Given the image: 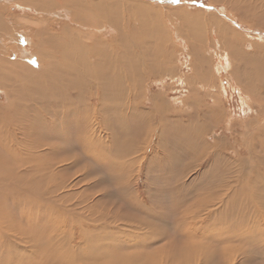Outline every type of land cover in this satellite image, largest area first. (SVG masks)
<instances>
[{
  "label": "rangeland",
  "instance_id": "rangeland-1",
  "mask_svg": "<svg viewBox=\"0 0 264 264\" xmlns=\"http://www.w3.org/2000/svg\"><path fill=\"white\" fill-rule=\"evenodd\" d=\"M26 1L36 0H10L7 2L0 0V4L4 2L0 6L2 8L6 6L4 9H8L7 12L4 9L1 10L2 12L0 11L4 14L2 16L7 21L6 25L11 27L12 29H10L13 32L26 29L24 33L20 31L16 37H22L23 34L28 37L25 38V42H21V49H25L24 51L30 53V55L35 53V56L27 57L25 62L21 61L23 64L32 66V68L37 65L36 68H40L39 59L36 57V52L30 42L34 40V35L32 34L37 29V24H40V28L54 22L59 25L50 34L57 36L56 42H59L56 45H61L58 47L60 49H56V46L52 48L54 51L56 49L57 53L61 52V54H58V57L63 58L66 57L65 52H73L76 48L75 43H77L76 45L79 48L89 42L88 39L81 36L84 33H89L86 28L77 26L80 24H76L75 26L73 24L69 25V20H74V17L72 19V16H69L70 19H64V17L59 16V18L61 17L59 20L58 16L54 17L47 14L43 16V14L34 13L31 10L32 8L30 12L28 10L29 7L26 10V6L22 8L23 6L19 4ZM87 1H105L104 3L107 6H109V3L114 2L113 7H109L108 10L112 8L114 12L119 14V22H121L122 26H128L125 24H127V15L131 12L126 7L132 5L135 8L137 5H142L140 6V8L143 7L141 8L142 10H140L139 14H136L138 17L136 16V19H134V15L132 17L133 21L130 18L131 29L135 27L137 31L126 33L122 38L115 34L114 29L106 21L101 24L98 23V25H101L100 28L88 25L93 28L89 30L90 32H94L93 38L99 41L102 40L105 43L109 41L112 45L115 40H118L124 46L128 45L130 48L128 46L124 50H121L119 47L114 48L115 52L111 48L112 50L109 49V52L116 54L117 50L120 54H125V58L128 54L129 56L132 54L131 60L133 61L128 60V65L125 64L123 69L121 67L116 72L118 76L115 75L116 79H112L105 86L102 95L103 100L101 101H99L101 93L96 83H91L88 86L85 83L75 81L73 83V91L66 89L59 91L56 79H54L55 81L50 80L53 81L52 85H50L45 79V82L44 80H33L34 77H28L27 75L24 78L26 80L17 79V76L13 77L12 82L18 81V84H14V87L11 89V84L8 86L3 85V88L0 87V106L4 107V113L7 112L6 114H10L9 116L17 114L15 116L16 119L13 115L12 118L15 120H11V118H7V115H2V112L0 113L4 116L0 117V122L5 121V125L3 123H1L2 125L0 124L2 130H0V152L4 151L0 154V167L2 166L0 168V178H2L0 179V245H4V242L9 245V241H11L10 246H13V243L18 245L21 244L22 239L24 242H22V245L27 247L24 252L20 251L16 256L5 253L7 256L5 255L0 259L2 261L0 264H6L5 262L7 264H19V258L21 259L22 257H24L23 260H26L25 262L36 263L35 261L42 257L43 252L56 243L55 240L49 239L51 232H54L53 236L60 231V235L65 240L70 237L68 236L70 234L76 239V235L79 232L73 235L71 231L73 227H79L81 224L83 225V227L81 226L84 230L83 233L90 235L84 236L82 233L81 235L84 237L79 235L76 240L73 239L75 243L72 241L71 246L76 249L75 255H77L74 263L71 260L68 261V259V262L65 260L66 263L143 264L145 262V254H149L152 250L153 258H151L150 264H264V257L262 255L264 244L240 245L238 244L241 243L240 241L236 242L231 239L239 233L234 228L241 216L239 212L243 213L249 210H251L249 212H252L255 208L259 211H264V208H259L258 203H254L255 198L262 196V191L258 192L256 190L255 194L252 191L253 189L247 185L246 178L244 177L251 178V175L255 174L256 169L260 170L264 168V157L260 153V149L262 148L258 142L259 139H264V0H176V2H173V0ZM7 3L8 5H5ZM91 11L93 10H86L84 16L94 20L93 23L96 24L95 22L98 20L99 13H92ZM143 11L144 14H142ZM133 12L136 13V9ZM80 16L83 15L80 14ZM62 24L68 25L70 28L68 26V29L61 27L64 26ZM50 35L48 34L44 37L47 38ZM11 37L15 39L14 36ZM11 37H6L5 39L0 37V45L2 46H0V54L9 51L17 52L16 50L19 45L17 41L9 40ZM59 38L64 39L59 40ZM134 44H136V47ZM116 56H119V54ZM50 57L53 58V56ZM12 61L17 62L18 56L14 55ZM131 64H135V68L127 69ZM75 67L79 66L75 65ZM75 67L73 65L71 68H73L77 75L79 68L75 71ZM62 68L66 71L65 66H62ZM40 72L42 71L40 70ZM71 77L73 76L71 75ZM47 83L52 89L48 88ZM19 85L21 86L19 87ZM14 88L18 90L17 97L19 98L15 96L16 98L11 97L10 99L14 103L19 100L20 103L17 102L18 104L12 103L13 101L9 100L6 93L7 91H11V93L15 92ZM38 89H40L39 92ZM19 90L22 93L21 95H19ZM50 94L53 95L50 96ZM25 96L27 99H25ZM36 96L38 98H35ZM14 98L17 100H14ZM55 100L59 102L55 103ZM36 101L42 104L38 103L37 106ZM47 104L53 107L50 108ZM11 106L13 108H10ZM36 107H39L37 108L38 111H35L37 110L35 109ZM11 109L13 111L16 110V112L14 113ZM56 110L58 112H55ZM66 113L67 115L71 114V118L63 124L64 117L67 116ZM23 115L25 116L23 117ZM52 117L53 122L51 121ZM56 117H58L57 123H55ZM2 118L3 120L1 121ZM54 119L56 120L54 121ZM30 120L32 123H30ZM39 121L43 124L39 123ZM13 122L17 125L15 126L17 128L13 134H10L8 129L7 131L5 130V127L7 126L8 128V123L11 124ZM21 129L23 132L25 130L28 132L26 136H24L25 133H22ZM1 132L3 137H1ZM19 132L20 136L22 135L21 137L19 136ZM40 132L42 134H39ZM45 132L50 133L46 135ZM40 135L42 136L39 137ZM17 136L19 137L17 138ZM13 137L17 141H14ZM51 137L54 139L53 143L51 142ZM30 139L31 142L32 140L35 142H32V144L29 142ZM38 139L40 141L37 144L36 140L38 141ZM20 141L22 143H18ZM58 141L60 145L57 143ZM90 141L92 144L89 143ZM40 142L42 146L39 148L35 147L34 149V146L41 145ZM30 143L32 144V148ZM24 144L25 147L23 146ZM63 146L68 148L65 150ZM24 148H27L28 152L23 151L25 150ZM86 148L89 152L92 151L89 153L86 151ZM40 149L43 152L39 151ZM14 150L18 156L14 154L15 156L11 157L9 153L11 154V151ZM50 150L51 152H49ZM22 152L32 155L34 160L36 159L35 162L32 161V156L25 155ZM38 152H40L38 155L43 158L37 155ZM251 154L255 158L253 161L250 159ZM8 156L10 157L8 158ZM46 157L49 160L54 158L55 161L53 159L48 161ZM77 157L81 159L78 158V160L76 159ZM14 158L17 159L15 160ZM26 158L31 164L30 162H26ZM60 158L61 161L59 160ZM23 162L25 164L29 163L26 164L27 166L29 165L28 167L25 166L28 168L26 172L30 173V176L25 173L27 177H24L25 174L23 177L26 181H23L24 179L18 181V173L14 172L16 171L15 167L21 163V165H24ZM50 164H52V168L46 172L44 167H48ZM120 164L122 167H120ZM242 164L246 168L241 170L240 167L242 166L240 165ZM62 166L65 168L69 166L64 170L65 179L60 178L62 175L59 169H62ZM84 166H87V169L89 167V170ZM12 167H14V170L11 171ZM29 167L31 168L29 169ZM41 170L45 172L46 177ZM51 171H57L55 174L57 175L58 173L60 176H54ZM33 173H37L36 175L34 174L35 177H33ZM79 173L80 175H78ZM248 173H251V175L247 176ZM14 174L17 178H13L15 177ZM5 176L11 178H5ZM28 176H32L33 178L31 177L32 179L29 178L28 180ZM36 177H40L41 181L36 179ZM81 177L85 180L80 179ZM51 178L54 181L48 180ZM33 179L36 181H33ZM261 179L264 180V175ZM22 181L26 184L24 185ZM66 181L69 183L68 185ZM89 181H91V184H89ZM243 181L244 183H242ZM20 182L22 183L19 184L21 186H17ZM50 182L52 185L49 184ZM83 182L86 183L84 184ZM42 183H46L44 184L45 188H43ZM55 183L57 184L55 185ZM13 184L17 186L16 190L12 188L14 187ZM29 184L32 188H34L33 185L35 184L37 190L41 192L33 191L32 188L29 190L31 187ZM51 186L56 191L53 192L54 190H51L52 193L60 196L56 197L57 199L55 198L53 202L47 199L52 194L48 189H52ZM66 186L71 187L69 189L66 188L68 192L63 188ZM172 187H179V190L172 189ZM247 188L255 197H250V206L247 203L245 204V200L241 196L235 198V194H238L236 191L246 190ZM10 192H12L13 196L16 194L17 198H12ZM29 194L31 195L30 199L25 200ZM62 194L63 196H61ZM18 196L21 199L18 200L19 202L17 201ZM24 197L23 202L25 206L22 202V198ZM216 197L221 200L219 201L220 203H215L217 205L214 204L212 206L210 204V209H217L214 215L206 217L207 211L200 210L193 221H189L188 223L184 221L181 211L188 207V203L198 199L210 201ZM2 199L5 200L3 201ZM80 200L82 201L80 202ZM13 201L15 203L17 201V204ZM31 201H35V205L33 202L32 205ZM137 202L145 204L144 213H141V209L138 206L136 207L139 212L133 209L134 206L132 204H136ZM185 202L186 205L184 204ZM18 203H20L19 206ZM40 204H43L44 207ZM59 204L62 206V209L58 210L56 206L61 208ZM181 204H183L182 209ZM122 206L124 208H121ZM66 207L68 208L67 211H65ZM61 210L62 212H58ZM42 212H45L47 215ZM120 216H124V218ZM81 217L84 219L81 220ZM74 218H79V220H75ZM126 218L128 219L127 222H123V220L126 221ZM203 219L204 221L206 219L207 222H204ZM198 221L202 225L201 228L207 227V229L205 231H194L195 234H193L190 228L195 222L198 224ZM178 223L181 225H178ZM57 225H60V227ZM68 226H70L71 230ZM93 226L95 227L93 228ZM262 227L264 228V225ZM186 228L188 232H186ZM92 230L98 231L97 234L93 233ZM186 233H188V237H185ZM256 234L259 239L264 237V233L260 229L257 230ZM121 235H124V238ZM66 236L68 237L66 238ZM212 237H227L232 243L219 246L218 243L210 239ZM127 238L131 239L127 244L134 243L135 240L137 242L140 239V241H146L147 245L150 242L152 244L147 246V249L144 248V250L141 246H136V249L135 247H130L127 250V244L123 243L129 241ZM102 239L104 240L102 241ZM35 244L37 247L34 250L37 252L31 248ZM122 244V247L126 249L124 254L131 257L130 260L124 261L122 259V261L119 259L121 258L120 256L116 257L113 253L114 257L110 256L111 258L101 254L109 249L121 247L120 245ZM68 245H70V242ZM56 246L59 249L57 250V256L63 254L62 248L58 245ZM139 247L141 248L139 249ZM80 248L82 249L81 252ZM92 248H97L98 250L92 253L93 255L90 253V256L87 257L89 252L86 251H91ZM221 249L227 250L230 253L229 258L223 263L218 258V251ZM30 252H32V255L29 254ZM142 252H144V255ZM241 252H245L246 262H243L244 259L239 256ZM79 253L83 255L79 257ZM100 258L103 259L101 260ZM3 259H5V262Z\"/></svg>",
  "mask_w": 264,
  "mask_h": 264
},
{
  "label": "bare ground",
  "instance_id": "bare-ground-1",
  "mask_svg": "<svg viewBox=\"0 0 264 264\" xmlns=\"http://www.w3.org/2000/svg\"><path fill=\"white\" fill-rule=\"evenodd\" d=\"M2 1H10V0H2ZM12 1V0H11ZM14 1V0H13ZM105 1H87V0H36V1H29V2H23V3H19L21 6H23L22 8H25L24 6H26V10H27V7H29V11H30V9L34 12V13H39V14H43V16H44V14H47V15H50V16H54V17H56V16H58V19L60 20V18H59V16H62V17H64V19L65 18H68V19H70L69 18V16L71 17L72 16V19H73V17L75 18L74 20H72V21H70L69 20V25L70 24H73L74 26L76 25V24H80V25H77V26H81L82 28H86V30L89 32V33H84V35H81V36H83V37H85L86 39H88L89 40V42L87 43V44H83V46L82 47H79L78 48V45H76L77 43H75V46H76V48L73 50V52H65V56L66 57H63V58H61V57H58V54H61V52L60 53H57L56 52V49H60V48H58L59 46H61V45H56L57 44V42H59V41H57L56 42V39H58V37L57 36H54V35H50L51 34V31L55 28V27H57V26H59L57 23H48V25L46 24V27H42L41 26V28H40V24H37V29L34 31V33L32 34V35H34V37H33V41H30V39H28L30 42H31V46H32V48L34 49V51L36 52V57L39 59V69L38 68H36L37 67V65H35V67H33L32 68V66H29V65H27V64H23L22 62H25V60H26V58L27 57H32L34 54H32V55H30V53H27V52H25L23 49H21V42L23 41V42H25L24 40H25V38H28L27 36H25L24 34V37H23V35H22V37H18V38H16L17 36H18V34L20 33V31H21V33H24V31L26 30V29H20V31H17V32H13L11 29V27H9L8 25H6V22L7 21H5V18H4V16H2V14L3 13H1L2 11V9H4V8H6V6L4 7L3 6V8L0 6V37L1 38H6V37H11V36H14L15 37V39L14 38H9V40H15V41H17V44L19 45L18 46V49L16 50L17 52H14V51H9V52H7V53H5V52H3V54L1 53L0 54V87H2L3 85H10V89L12 88V87H14V84L16 85V83L18 84V81L16 82L15 81V83H13L12 81H13V77L15 78V76H17L16 78L18 79H21V80H23L24 78H26L25 76H27L28 75V77L29 76H31V77H34L33 78V80H46L48 83H50V85H52V83H53V81H55L54 79H56V82L58 83L57 85L59 86V87H57V88H59L60 90L59 91H61V89H66V90H71V91H73V83H75V81H78V82H81V83H85L86 85H90L91 83H96L97 84V86H98V88H99V90H100V99H99V101H101V100H103V97H102V95H103V91H104V88H105V86L109 83V82H111L112 81V79L114 80V79H116L115 78V75H117L116 74V72L119 70V69H121V67H122V69L124 68V65L126 64V65H128V60H131L132 59V54L129 56V54L127 55V59L125 58V54H120V52H118L117 50H116V54L114 53L115 52V50H114V48H120L121 50H124L125 49V47L126 46H128V45H123L122 43H120L118 40H115L114 41V43H113V45L111 44V43H109V41L107 42V43H105V42H102V40L101 41H99L98 39H96V38H93V34H94V32H90L89 30L91 29H93L92 27H89V26H95V28H100L101 27V25H98V23H103V22H108L109 23V26L110 27H112L113 29H114V31H115V34L118 36V37H121L122 38V36H125V34L127 33H132V32H135V31H137V29L135 28V27H133V29H131V20H130V18L132 19V21H133V16H134V19H136L135 17L137 16L136 14H139L140 13V10H142L141 8H143V7H141L140 8V6H142V5H137L135 8H133L132 7V5L130 6V5H128L126 8L127 9H129V10H131V12L130 13H128L129 15H127L128 17H127V20H126V23L127 24H125V25H128V26H122L121 25V22H119V14H117L116 12H114L113 10H112V8H111V10H108V8L109 7H113V5H114V2H111V3H109L108 5L109 6H107V5H105V3H104ZM2 4H4V2L2 3ZM2 4H0V5H2ZM18 4V5H19ZM5 5H8V3L7 4H5ZM9 5H10V3H9ZM21 8V7H20ZM134 9H136V13H134L133 12V10ZM6 10V12H7V10L8 9H4V11ZM24 10V9H23ZM86 10L87 11H89V10H93V11H91L92 13L93 12H96V13H99V15H98V20H96V24H94L93 22H94V20H92V19H89V18H86L85 16H84V13L86 12ZM145 10H147V9H145ZM5 12V13H6ZM25 12V11H24ZM31 12V11H30ZM154 12V11H153ZM8 14V13H7ZM6 14V15H7ZM80 14H82L83 16H80ZM142 14H144V11H143V13ZM146 14V13H145ZM4 15V14H3ZM121 15V14H120ZM148 15V14H147ZM89 16H92V15H89ZM144 16V15H143ZM11 17V16H10ZM121 17V16H120ZM138 17V16H137ZM153 17V16H152ZM121 18H123V17H121ZM144 18V17H143ZM101 19H102V21H101ZM124 19V18H123ZM140 19V18H139ZM151 19V18H150ZM8 20V19H7ZM34 20V19H33ZM56 20V19H55ZM67 21V20H66ZM121 21H124V20H121ZM49 22V21H48ZM83 23V24H82ZM129 23V24H128ZM133 23V22H132ZM123 24V23H122ZM62 25H64V24H62ZM72 25V26H73ZM89 25V26H88ZM99 27H98V26ZM137 25V24H136ZM61 26V25H60ZM67 26L68 25H64V26H61V27H65L66 29H68V28H70V26H68V28H67ZM131 26V27H130ZM104 27H105V25H104ZM128 27H130V29H128ZM11 28V29H10ZM21 28H23V27H21ZM83 30V29H82ZM126 30V31H125ZM72 33H73V31H71ZM76 32V31H75ZM75 32H74V34H75ZM27 33V32H26ZM53 33V32H52ZM82 33V34H83ZM50 35L49 37H47V38H45L44 36H46V35ZM77 34L78 35H80L78 32H77ZM78 35H75V36H78ZM44 37V38H43ZM24 38V39H23ZM98 38V37H97ZM105 38V37H104ZM61 39H64V38H61ZM60 38H59V40H61ZM77 39V38H76ZM79 39H81L80 37H79ZM78 39V40H79ZM84 39V38H83ZM82 39V40H83ZM100 39V38H99ZM117 39V38H116ZM75 40V39H74ZM123 40V39H122ZM1 41V40H0ZM2 41H3V39H2ZM7 41V40H6ZM10 42V41H9ZM38 42V43H37ZM15 43V42H14ZM3 44V43H2ZM125 44V43H124ZM1 46V45H0ZM54 46H56V49H55V51H54V49H52ZM134 46L136 47V44H134ZM2 47V46H1ZM4 47V46H3ZM111 48H113V50H114V52H112V53H110L109 52V49H111ZM128 48H130L129 46H128ZM62 49H64V48H62ZM3 50V49H2ZM112 50V49H111ZM110 50V51H111ZM128 50V49H127ZM65 51H67V50H65ZM125 52V51H124ZM51 53H53V54H51ZM53 56V58H51L50 56ZM57 54V55H56ZM119 54V56H116V55H118ZM14 55H16V56H18V61L17 62H15V61H12V58H13V56ZM30 55V56H29ZM35 56V55H34ZM223 57V56H222ZM224 58V57H223ZM29 59V58H28ZM27 59V60H28ZM34 59V58H33ZM22 61V62H21ZM133 60H131V62H132ZM229 61V60H228ZM225 62H227V61H225ZM31 65V64H30ZM73 65H74V67H75V65L77 66H79V67H77V68H79V71H78V74L76 75L75 74V72H74V70H73V68H71V67H73ZM43 66V67H42ZM62 66H65V70L66 71H64L63 70V68H62ZM66 66H68V67H66ZM76 68V67H75ZM77 68L75 69V71L77 70ZM135 68V64H131L130 65V67L129 68H127V69H134ZM37 69H38V71H37ZM40 70L42 71V72H40ZM40 72V73H39ZM13 75H12V74ZM32 73H33V75H32ZM37 73H39V74H37ZM11 74V75H10ZM10 75V76H9ZM71 75L73 76V77H71ZM118 76V75H117ZM57 78H59V79H57ZM24 80H26V79H24ZM45 80H44V82H45ZM50 80H53V81H50ZM50 81V82H49ZM41 82V81H40ZM70 82H71V84H70ZM48 83H47V86H48V88H50V89H52V87H50L49 85H48ZM55 83V82H54ZM45 84V83H44ZM28 85V84H27ZM21 85H19V87H20ZM74 86H76V85H74ZM3 88V87H2ZM7 88V87H6ZM16 88H17V86H16ZM37 88V87H36ZM35 88V89H36ZM55 88H56V86H55ZM1 89V88H0ZM34 89V90H35ZM42 89V88H41ZM44 89V88H43ZM77 89H79V88H77ZM3 90V89H2ZM8 90V89H7ZM14 90H16L15 88H14ZM39 90L40 89H38V92H39ZM46 90H47V88H46ZM53 90H54V88H53ZM3 91H6V90H3ZM24 91V90H23ZM30 91V90H29ZM33 91V90H32ZM36 91V90H35ZM59 91H57V92H59ZM15 92H16V94H15ZM15 92H13V93H11V91H7L6 93H7V95H8V98H9V100H12V99H10L11 97L13 98V97H17L18 96V90H16ZM45 92H47V91H45ZM53 92V91H52ZM63 92V91H62ZM41 93V92H40ZM48 93H50L49 91H48ZM55 93V92H54ZM69 93V92H68ZM75 93V92H74ZM22 93H21V91L19 90V95H21ZM57 94V93H56ZM64 94V93H63ZM27 95V94H26ZM36 95V94H35ZM51 95H53V94H50V96ZM31 96H33V95H31ZM48 96V95H47ZM75 96V95H74ZM80 96H81V94H80ZM15 97V98H16ZM54 97V96H53ZM62 97V96H61ZM69 97V96H68ZM67 97V98H68ZM7 98V97H6ZM14 98V100H17V99H15ZM17 98H19V97H17ZM23 98H24V94H23ZM29 98V97H28ZM35 98H38L37 96L35 97ZM50 98V97H49ZM64 98V97H63ZM66 98V97H65ZM75 98V97H74ZM20 99H21V97H20ZM25 99H27L26 98V96H25ZM24 99V100H25ZM32 99H33V97H32ZM31 99V100H32ZM56 99V98H55ZM60 99V98H59ZM66 100V99H65ZM71 100V99H70ZM13 101V100H12ZM58 100H55V103L57 102ZM62 101V100H61ZM72 101V100H71ZM20 103V101L18 100V101H16L15 103ZM21 102H22V100H21ZM26 102H28L27 100H26ZM30 102V101H29ZM35 102V101H34ZM46 102V101H45ZM59 102V101H58ZM73 102V101H72ZM12 103H14V101L12 102ZM14 103V104H15ZM17 103V104H18ZM36 103H37V101H36ZM39 103V102H38ZM38 103H37V106H38ZM49 103V102H48ZM50 103H51V101H50ZM8 104V103H7ZM11 104V103H10ZM9 104V105H10ZM32 104V103H31ZM35 104V103H34ZM39 104H42V103H39ZM64 104H66V103H64ZM63 104V105H64ZM77 104V103H76ZM79 104V103H78ZM45 105H46V103H45ZM45 105H44V107H45ZM51 105V104H50ZM53 105V104H52ZM14 106V105H13ZM30 106V105H29ZM47 106H49L48 104H47ZM50 107V106H49ZM53 107V106H52ZM52 107H50V108H52ZM56 107V106H55ZM58 107V106H57ZM82 107V106H81ZM91 107H93V106H91ZM133 107V106H132ZM4 108V107H3ZM1 106H0V113L3 115V114H5V115H7V118H11V120L13 119V120H15L16 118H15V116L17 115L15 112H16V110H18V109H16L17 107H15V111H13L12 109V111L15 113V114H12V116H9L8 114H6L7 112H5L4 113V109H3ZM10 108H13L12 106L10 107ZM25 108V107H24ZM37 108H39V107H36L35 109H37ZM59 108H60V106H59ZM63 108V107H62ZM78 108V107H77ZM134 108V107H133ZM42 109H43V107H42ZM48 109V108H47ZM47 109H45L46 111H47ZM54 109V108H53ZM62 110V109H61ZM66 110H67V108H66ZM79 110H81V109H79ZM6 111V110H5ZM8 111V110H7ZM35 111H38V109L37 110H35ZM40 111H42V110H40ZM64 111H65V109H64ZM63 111V112H64ZM93 111V110H92ZM8 112H10V111H8ZM25 112H27V111H25ZM55 112H58L57 110L55 111ZM62 112V114H64ZM67 112V111H66ZM43 113V112H42ZM44 113H46L45 111H44ZM89 113V112H88ZM0 114V117H4V116H2ZM23 114V113H22ZM26 114V113H25ZM48 114H49V111H48ZM47 114V115H48ZM90 114H91V112H90ZM13 115H14V118H12L13 117ZM37 115V114H36ZM41 115V114H40ZM39 115V116H40ZM52 115H53V113H52ZM66 115H67V113H66ZM71 115V114H70ZM70 115H67V116H65L64 117V121H63V124H64V122H66V121H69L68 119L69 118H71V116ZM81 115V114H80ZM89 115V114H88ZM25 115H23V117H24ZM35 116V115H34ZM86 116V115H85ZM43 117H44V115H43ZM31 118H33V117H31ZM40 118H41V116H40ZM46 118V117H45ZM55 118V117H54ZM58 117H56V119H57ZM22 120H23V118H21ZM42 119V118H41ZM44 119V118H43ZM56 119H54V121L56 120ZM80 119H82V117H80ZM3 120V118L1 119V121ZM7 120V119H6ZM10 120V119H9ZM25 120H26V118H25ZM53 120V117H52V119H51V121ZM59 120H60V118H59ZM90 120V119H89ZM8 121V120H7ZM21 121V120H20ZM24 121V120H23ZM28 121V120H27ZM31 121V120H30ZM44 122H47L46 120H43ZM48 121H49V119H48ZM77 121V120H76ZM5 121H3V122H0V124L1 123H3V125H5V123H4ZM11 122V121H10ZM15 122V121H14ZM8 123V128H7V126L5 127V130L7 131V129H8V131H9V133L10 134H13V132H15L14 130H16V128L17 127H15V126H17L15 123ZM53 122V121H52ZM58 122V119L56 120V122L55 123H57ZM26 123H28V122H26ZM26 123H25V125H26ZM30 123H32V121L30 122ZM30 123H28V124H30ZM34 123V122H33ZM38 123V122H37ZM36 123V124H37ZM39 123H41L40 121H39ZM38 123V124H39ZM60 123H62L61 121H60ZM78 123V122H77ZM21 124H22V121H21ZM20 124V125H21ZM41 124H43V123H41ZM69 124V123H68ZM71 124V123H70ZM99 124H101V123H99ZM2 125V124H1ZM75 125V124H74ZM79 125V124H78ZM81 125H82V122H81ZM38 126H40V125H38ZM42 126H44V125H42ZM41 126V127H42ZM101 126V125H100ZM21 127H23V126H21ZM25 127V126H24ZM36 127V126H35ZM45 127V126H44ZM60 127V126H59ZM26 128V127H25ZM43 128V127H42ZM47 128V127H46ZM3 129V128H2ZM23 129V128H22ZM22 129H21V131H22ZM32 129H34V128H32ZM45 129V128H44ZM43 129V130H44ZM87 129V128H86ZM0 130H1V128H0ZM4 130V131H5ZM25 130V129H24ZM43 130H42V132H43ZM2 131V130H1ZM33 131V130H32ZM40 131V130H39ZM47 131V130H46ZM79 131V130H78ZM85 131H87V130H85ZM103 131V130H102ZM17 132V131H16ZM36 132H38V131H36ZM42 132H40L39 134H42ZM55 132V131H54ZM22 133H25L24 134V136H26V134L28 133L26 130L23 132L22 131ZM46 133V132H45ZM45 133H43V134H45ZM47 133H50V132H47ZM47 133H46V135H47ZM53 133V132H52ZM85 133V132H84ZM6 134V133H5ZM4 134V135H5ZM108 134V133H107ZM1 137H3V134H2V132H1ZM9 135V134H8ZM7 135V136H8ZM14 135H16V134H14ZM29 135V134H28ZM45 135V136H46ZM48 135H50V134H48ZM56 135V134H55ZM64 135V134H63ZM88 135H90V134H88ZM93 135V134H92ZM7 136H6V138H7ZM10 136V135H9ZM19 136H20V132H19ZM19 136H17V138L19 137ZM22 136V135H21ZM20 136V137H21ZM42 135H40L39 137H41ZM57 136V135H56ZM61 136V135H60ZM59 136V137H60ZM5 137V136H4ZM39 137H37V138H39ZM44 137V136H43ZM42 137V138H43ZM255 137V136H254ZM257 137V136H256ZM25 138H27V137H25ZM25 138H24V140H25ZM65 138H67V137H65ZM106 138V137H105ZM253 138V137H252ZM13 139H14V141H17V139L16 138H14L13 137ZM20 139V138H19ZM23 139V138H22ZM49 139V138H48ZM48 139H46V140H48ZM51 139H52V137H51ZM60 139V138H59ZM62 139V138H61ZM21 140V139H20ZM24 140H22V141H24ZM42 140V139H41ZM53 140L54 139H52V141L51 140H48V141H51L52 143H53ZM68 140V139H67ZM90 140V139H89ZM96 140V139H95ZM3 141V140H2ZM13 141V140H12ZM40 141V139H38V141L36 140V142H37V144H38V142ZM98 141V140H97ZM255 141V140H254ZM25 142H28V141H25ZM29 142H31V139H30V141ZM32 142H35V141H33L32 140ZM31 142V143H32ZM60 142H61V140H60ZM99 142V141H98ZM259 146L262 148V149H260V153H261V156H263L264 157V139L262 140V139H259ZM18 143H22L21 141L20 142H18ZM17 143V144H18ZM24 143V142H23ZM30 143V144H31ZM45 143V142H44ZM43 143V144H44ZM46 143H48V142H46ZM54 143H56L55 141H54ZM58 144H59V141L57 142ZM62 143V142H61ZM89 143H91V141L89 142ZM25 144H27V143H25ZM25 144L23 145L24 147H25ZM30 144H28L29 146H30ZM33 144V143H32ZM32 144H31V148H32ZM40 144H41V142H40ZM63 144H65V143H63ZM92 144V143H91ZM19 145V144H18ZM27 145V146H28ZM35 145V144H34ZM50 145V144H49ZM60 145V144H59ZM67 145V144H66ZM70 145V144H69ZM90 145V144H89ZM28 146V147H29ZM40 146H42V144L41 145H39V146H34L33 148L35 149V147H40ZM53 146V145H52ZM51 146V147H52ZM10 147V146H9ZM21 147V146H20ZM43 147H45V146H43ZM49 147V146H48ZM63 147H65L64 149L66 150V148H68V147H66V146H63ZM62 147V148H63ZM86 147V146H85ZM18 148H19V146H18ZM30 148V147H29ZM42 148V147H41ZM81 148V147H80ZM88 149H90L89 147H87ZM86 148V149H87ZM25 150H23V151H27L26 149L27 148H24ZM44 149V148H43ZM47 149V148H46ZM70 149V148H69ZM76 149V148H75ZM88 149L86 150V151H88ZM112 149V148H111ZM29 150V149H28ZM49 150V149H48ZM55 150V149H54ZM53 150V151H54ZM73 150V149H72ZM20 151V150H19ZM39 151H42L41 149L39 150ZM47 151V150H46ZM92 151V150H91ZM90 151V152H91ZM4 152V151H3ZM3 152H0V154L1 153H3ZM21 152V151H20ZM28 152V151H27ZM43 152V151H42ZM48 152V151H47ZM46 152V153H47ZM49 152H51V150L49 151ZM58 152V151H57ZM89 152V151H88ZM87 152V153H88ZM89 152V153H90ZM7 153V152H6ZM23 153V152H22ZM32 153V152H31ZM40 152H38L37 153V155L39 154ZM56 153V152H55ZM66 153H67V151H66ZM17 155V153L15 152V150L14 151H11V154L9 153V155L12 157L13 155ZM23 154H25V153H23ZM33 154V153H32ZM73 154V153H72ZM2 155H4V154H2ZM7 155V154H6ZM14 155V156H15ZM25 155H29L28 153L27 154H25ZM35 155V154H34ZM36 155V156H37ZM54 155V154H53ZM96 155V154H95ZM100 155V154H99ZM10 156H8V158L10 157ZM18 156V155H17ZM23 157H24V155H22ZM29 156H32V155H29ZM38 156H40V155H38ZM45 156V155H44ZM76 156H78V155H76ZM80 156V155H79ZM83 156V155H82ZM81 156V157H82ZM87 156V155H86ZM89 156V155H88ZM102 156V155H101ZM260 156V157H261ZM21 157V156H20ZM33 157V156H32ZM31 157V158H32ZM41 157V156H40ZM73 157V156H72ZM7 158V159H8ZM27 158H28V156H27ZM26 158V159H27ZM41 158H43V157H41ZM47 158V157H46ZM75 158V157H74ZM78 158H80V157H77L76 159H78ZM100 158V157H99ZM15 159V158H14ZM17 159V158H16ZM15 159V160H16ZM54 161H55V159L54 158H52ZM51 159V160H52ZM76 159H74V160H76ZM81 159V158H80ZM250 159H252V161H253V159L255 160V158H254V156L251 154V156H250ZM263 159V158H262ZM23 160V159H22ZM21 160V161H22ZM36 160V159H35ZM35 160H34V157H33V160L32 161H34L35 162ZM37 160H38V158H37ZM47 160L48 161H51V160H49L48 158H47ZM60 161H61V158L59 159ZM79 160V159H78ZM88 160V159H87ZM257 160V159H256ZM13 161V160H12ZM20 161V162H21ZM57 161V160H56ZM72 161V160H71ZM84 161V160H83ZM1 162H3V161H1ZM19 162V163H20ZM26 162H30V161H28V159L26 160ZM247 162V161H246ZM260 162V161H259ZM24 163V162H23ZM47 163V162H46ZM48 163H51V162H48ZM64 163V162H63ZM22 164V163H21ZM21 164H19L17 167H15L16 168V171H14V172H17L18 173V177L20 178H18V181L19 180H23V181H26L25 180V178L24 177H27L26 175L28 174L26 171H27V167L29 166H27L26 164H29V163H24V165H21ZM30 164H31V162H30ZM32 164H34V163H32ZM38 164H39V162H38ZM37 164V165H38ZM58 164V163H57ZM66 164V163H65ZM68 164V163H67ZM82 163H81V161H80V165H81ZM3 165V164H2ZM27 167H26V166ZM41 165V164H40ZM56 165V164H55ZM63 165V164H62ZM71 165V164H70ZM121 165V164H120ZM124 165V164H123ZM36 166V165H35ZM57 167H58V165H56ZM60 166V165H59ZM72 166V165H71ZM240 166H242V167H240L241 168V170L243 169V168H246V167H244V165L242 164V165H240ZM2 167V166H1ZM0 167V168H1ZM7 167V166H6ZM14 167H12V169H11V171L12 170H14ZM38 167V166H37ZM36 167V168H37ZM42 167V166H41ZM43 167H44V165H43ZM42 167V168H43ZM54 167V166H53ZM63 167V166H62ZM69 167V166H68ZM68 167H66V168H68ZM85 167V166H84ZM87 167V166H86ZM85 167V168H86ZM120 167H122V165L120 166ZM124 167V166H123ZM4 168V167H3ZM31 167H29V169H30ZM46 170V172H48L47 170H51V168H52V164H50L48 167H44ZM59 168V167H58ZM57 168V169H58ZM65 167H63L62 169H59V170H61V175H62V177H60V178H62V179H65L66 177H65V172H64V170L66 169ZM77 168V167H76ZM83 168V167H82ZM84 168V169H85ZM4 169H6V168H4ZM74 169V168H73ZM84 169H82V170H84ZM87 169V168H86ZM86 169H85V171H86ZM91 169V168H90ZM260 169V168H259ZM3 170V169H2ZM10 170V169H9ZM9 170H7V171H9ZM32 170V169H31ZM67 170H71V169H67ZM75 170V169H74ZM87 170H89V167H88V169ZM252 170V169H251ZM1 171V170H0ZM11 171H9V172H11ZM42 171V170H41ZM54 171V170H53ZM81 171V170H80ZM84 171V172H85ZM3 172V171H2ZM31 172V171H30ZM43 172V171H42ZM57 172V171H56ZM56 172H52L51 171V173H53L54 174V176H56V177H59L60 175L57 173V175L55 174ZM70 172V171H69ZM74 172V171H73ZM90 172V171H89ZM17 173H15V174H17ZM25 173H27V174H25ZM60 173V172H59ZM243 173H244V171H243ZM3 174H4V172H3ZM15 174H14V176H15ZM24 174H25V176H24ZM30 174V173H29ZM28 174V175H29ZM35 173H33V175H34ZM37 174V173H36ZM35 174V175H36ZM43 174H44V176L46 175L45 174V172H43ZM47 174H49V173H47ZM76 174V173H75ZM74 174V175H75ZM245 174H246V172H245ZM244 174V175H245ZM35 175L33 176V177H35ZM42 175V174H41ZM40 175V176H41ZM49 175H51V174H49ZM48 175V176H49ZM74 175H73V177H74ZM77 175V174H76ZM78 175H80V173L78 174ZM243 175V176H244ZM251 175V173H248L247 174V176H250ZM263 175H264V168L262 169H260V170H258V169H256V171H255V174L252 176L251 175V178L249 177V178H247L246 176H244L246 179V181H247V185L249 186V187H251L253 190V192L255 193V191L256 190H258V192L259 191H262V196L260 197V198H255L253 195H252V193L250 192V190L247 188L246 190H239V191H236V192H238V194H235V198L236 197H242V199H244L245 200V204L247 203V205H249L250 206V197H253V198H255L254 199V203L255 204H257L258 203V205H259V208H264V180H262L261 179V177H263ZM24 176V177H23ZM30 176V175H29ZM28 176V180H29V178H31V177H29ZM47 176V175H46ZM45 176V177H46ZM52 176V175H51ZM53 176V177H54ZM9 177V176H8ZM8 177H6L5 176V178H8ZM32 177V178H33ZM41 177H43V176H41ZM44 177V178H45ZM50 177V176H49ZM56 177H54V178H56ZM84 177V176H83ZM83 177H81L80 179H82L83 180ZM9 178H11V177H9ZM13 178H17L16 176L15 177H13ZM31 178V179H32ZM40 177H36V179H39ZM43 178V179H44ZM68 178V177H67ZM69 178H70V176H69ZM85 178V177H84ZM0 179H2V178H0ZM4 179V178H3ZM47 179V178H46ZM57 179V178H56ZM73 179V178H72ZM5 180V179H4ZM13 180V179H12ZM16 180V179H15ZM15 180H14V182H15ZM48 180H53L52 178L51 179H48ZM47 180V181H48ZM76 180V179H75ZM78 180V179H77ZM81 180V181H82ZM85 180V179H84ZM83 180V181H84ZM89 180V179H88ZM23 181H22V183H23ZM33 181H36L35 179H33ZM39 181H41L40 179H39ZM46 181V180H45ZM54 181V180H53ZM67 181H68V179H67ZM66 181V182H67ZM81 181H79V182H81ZM38 182V181H37ZM56 182V181H55ZM63 182H64V180H63ZM62 182V183H63ZM71 182V181H70ZM78 182V181H77ZM87 182V181H86ZM85 182V183H86ZM91 181H89V184H91L90 183ZM92 182H95V181H92ZM118 182V181H117ZM122 182V181H121ZM9 183V182H8ZM21 182L20 183H18V185L17 186H21V185H19V184H22ZM30 183V182H29ZM35 183V182H34ZM39 183V182H38ZM84 183V182H83ZM84 183V184H85ZM115 183V182H114ZM242 183H244V181L242 182ZM24 185L26 184L25 182L23 183ZM28 184V183H27ZM31 184H32V182H31ZM43 184V183H42ZM41 184V185H42ZM44 184H46V183H44ZM43 184V188H45V185ZM50 185H52L51 184V182L49 183ZM57 183H55V185H56ZM60 184V183H59ZM58 184V185H59ZM69 183L67 182V185H68ZM78 184V183H77ZM88 184V185H89ZM93 184V183H92ZM24 185H23V187H24ZM57 185V186H58ZM62 185V184H61ZM66 185V184H65ZM64 185V186H65ZM80 185H82V184H80ZM79 185V186H80ZM96 185V184H95ZM255 185V186H254ZM2 186V185H1ZM13 186L14 187H12V188H15L14 190H16L17 189V186H15V184H13ZM28 186V185H27ZM29 186H31L30 184H29ZM28 186V187H29ZM34 186V188H32V186L30 187V189L29 188H27V189H29V190H31V188L33 189V191L34 190H36V192H41V191H39V190H37V188L35 187V184L33 185ZM39 186V185H38ZM54 186V185H53ZM70 186V185H69ZM69 186H66V187H63L64 189H66V188H71L72 187V185H71V187H69ZM59 187V186H58ZM92 187V186H91ZM94 187V186H93ZM229 187V186H228ZM25 188H26V186H25ZM25 188H22V189H25ZM51 188H52V186H51ZM74 188H75V186H74ZM73 188V189H74ZM179 187H172V189H177V191L179 190L178 189ZM237 188V187H236ZM49 189V191H51V190H54L53 192H56L55 191V189L54 188H52V189H50V188H48ZM64 189H62V190H64ZM68 189H66L65 191H67ZM84 189H85V187H84ZM241 189V188H240ZM20 190V189H19ZM58 190V189H57ZM75 190V189H74ZM86 190H89V189H86ZM101 190V189H100ZM238 190V189H237ZM27 191V190H26ZM59 191V190H58ZM25 192V191H24ZM62 192V191H61ZM64 192V191H63ZM68 192V191H67ZM70 192V191H69ZM76 192H78V191H76ZM99 192V191H98ZM170 192V191H169ZM172 192V191H171ZM218 192V191H217ZM235 192V193H236ZM11 194H12V192H10ZM35 193V192H34ZM51 193H52V191H51ZM66 193V192H65ZM72 193V192H71ZM70 193V194H71ZM74 193V192H73ZM89 193V192H88ZM93 193V192H92ZM1 194V193H0ZM18 194V193H17ZM21 194V193H20ZM22 194H23V192H22ZM26 195H28L27 193H25ZM37 194V193H36ZM43 194H44V192H43ZM42 194V195H43ZM96 194V193H95ZM101 194H103L102 192H101ZM122 194V193H121ZM215 194V193H214ZM256 194V193H255ZM6 195V194H5ZM10 195V194H9ZM24 195V194H23ZM100 195V194H99ZM221 195V194H220ZM225 195V194H224ZM12 196V198H14V197H16V194L13 196V194L11 195ZM22 196V195H21ZM30 194H29V196H27L26 197V199H25V197L24 198H22L23 200H22V202L24 201V199L25 200H27L28 198L30 199ZM50 196V195H49ZM58 196L59 195H55L54 193H52L51 194V196L49 197V198H47L50 202H53L54 201V199L57 197L58 198ZM61 196H63V194L61 195ZM69 196V195H68ZM71 196V195H70ZM133 196V195H132ZM226 196H227V194H226ZM4 197V196H3ZM2 197V198H3ZM20 196H18V199H17V201L20 199L19 198ZM23 197V196H22ZM44 197V196H43ZM60 197V196H59ZM96 197V196H95ZM222 197V196H221ZM17 198V197H16ZM32 198V197H31ZM37 198V197H36ZM42 198V197H41ZM45 198V197H44ZM56 198V199H57ZM84 198H86L85 196H84ZM93 198H94V196H93ZM107 198V197H106ZM210 198V197H209ZM223 198V197H222ZM237 198V199H238ZM15 199V198H14ZM14 199H12V200H14ZM67 199V198H66ZM91 199V198H90ZM89 199V200H90ZM98 199H100V198H98ZM241 199V200H242ZM3 200V199H2ZM5 200V199H4ZM3 200V201H4ZM11 200V201H12ZM21 200V199H20ZM34 200V199H33ZM37 200V199H36ZM61 200V199H60ZM59 200V201H60ZM83 200V199H82ZM82 200H80V202L82 201ZM93 200V199H92ZM97 200V199H96ZM163 200V199H162ZM221 199L220 198H212V200H210V201H203V200H201V199H198V200H195V201H193V202H191V203H188V201H187V205H188V207H186L185 209H182V205L183 204H181L180 206H181V209H182V211H181V214H182V217L184 218V221L185 222H191V221H193L194 219H195V217H196V214L197 213H199L200 212V210H202V211H207V214H206V217L207 216H211V215H214V213L216 212V210L217 209H210V207H211V205L213 206L216 202H219ZM8 201V200H7ZM10 201V202H11ZM17 201H16V203L15 204H17ZM43 201V200H42ZM62 201V200H61ZM65 201V200H64ZM77 201V200H76ZM84 201H85V199H84ZM164 201V200H163ZM243 201V200H242ZM247 201V202H246ZM2 202V201H1ZM12 202V203H13ZM19 202V201H18ZM27 202V201H26ZM35 202V201H31V204L33 205V203ZM40 203H41V201H39ZM47 202V201H46ZM56 202H58V201H56ZM67 202V201H66ZM71 202V201H70ZM100 202V201H99ZM3 203V202H2ZM20 203H21V201H20ZM20 203H18V206H19V204ZM36 203H38V202H36ZM42 203H44V202H42ZM48 203V202H47ZM60 203V202H59ZM68 203V202H67ZM75 203V202H74ZM90 203V202H89ZM97 203V202H96ZM147 203V202H146ZM220 203V202H219ZM5 204H6V202H5ZM23 204H24V202H23ZM30 204V205H31ZM49 204V203H48ZM54 204V203H53ZM52 204V205H53ZM99 204V203H98ZM98 204H96V205H98ZM128 204V203H127ZM185 205H186V202L184 203ZM211 204V205H210ZM34 205H35V203H34ZM41 205V204H40ZM50 205V204H49ZM58 205V204H57ZM60 205V204H59ZM95 205V204H94ZM129 206H130V208H132V206L130 205V204H128ZM133 206H134V210L135 211H138V209H137V207L136 206H138L139 207V209H141V213H144V211H143V209H144V207H145V204H143V202H137L136 204H132ZM176 205V204H175ZM215 205H217V204H215ZM257 205V206H258ZM21 206V205H20ZM24 206H25V204H24ZM41 206H43V204L41 205ZM237 206H238V204H237ZM241 206V205H240ZM10 207V206H9ZM44 207V206H43ZM46 207V206H45ZM60 207L61 208H59V207H57L56 206V208H58V210L59 209H62V206L60 205ZM71 207V206H70ZM49 208V207H48ZM55 208V207H54ZM54 208H52V209H54ZM72 208V207H71ZM121 208H124L123 206L121 207ZM129 208V209H130ZM255 208V207H254ZM64 209V208H63ZM67 207H66V210L65 211H67ZM87 209V208H86ZM243 209V208H242ZM241 209V210H242ZM22 210V209H21ZM20 210V211H21ZM72 210H73V208H72ZM71 210V212H73ZM112 210V209H111ZM246 210V209H245ZM23 211V210H22ZM64 211V212H65ZM88 211V210H87ZM249 211H251V210H249ZM249 211H247V212H243V213H240L239 212V214H241V216H240V219L237 221V225H235L234 226V228H235V231H237V232H239V233H237V236H233L231 239L233 240V241H236V242H241V243H238V244H240V245H247V246H251L252 244H264V237H262V238H258V235L256 234V232H257V230H261V231H263V233H264V228L262 227L263 225H264V211H259L257 208H255L254 210H252V212H249ZM58 212H62V210L61 211H58ZM139 212V211H138ZM38 213V212H37ZM43 213V212H42ZM45 213V212H44ZM43 213V214H44ZM67 213V212H66ZM90 213V212H89ZM213 213V214H212ZM46 214V213H45ZM100 214V213H99ZM112 214H114V213H112ZM23 215V214H22ZM47 215V214H46ZM55 215V214H54ZM66 215V214H65ZM92 215V214H91ZM111 215V214H110ZM119 215V214H118ZM49 216V218H51L50 217V215H48ZM63 216V215H62ZM85 216H86V214H85ZM36 217H39V216H36ZM46 217V216H45ZM67 217V216H66ZM78 217V216H77ZM121 217V216H120ZM54 218H56V217H54ZM61 218V217H60ZM80 218V217H79ZM79 218H76V219H78L79 220ZM86 218V217H85ZM95 218V217H94ZM98 218V217H97ZM121 218H124V216L123 217H121ZM9 219V218H8ZM42 219V218H41ZM41 219H40V221H41ZM66 219V218H65ZM75 219V218H74ZM75 219V220H76ZM82 219H84V218H82L81 217V220ZM90 220H91V218H89ZM116 219V218H115ZM114 219V220H115ZM50 220V219H49ZM71 220V219H70ZM86 220V219H85ZM84 220V221H85ZM103 220V219H102ZM127 218H126V221H124L123 220V222H127ZM200 221H201V219H199ZM52 221V220H51ZM93 221H95L94 219H93ZM92 221V222H93ZM98 221V220H97ZM110 221V220H109ZM118 221V220H117ZM180 221V220H179ZM200 221H198V224H199V222ZM203 221H204V219H203ZM205 221L207 222V220L205 219ZM204 221V222H205ZM9 222V221H8ZM65 222H66V220H65ZM74 222V221H73ZM99 222V221H98ZM104 222V221H103ZM54 223V222H53ZM82 223V222H81ZM89 223V222H88ZM93 223H95V222H93ZM105 223V222H104ZM103 223V224H104ZM110 223V222H109ZM0 224H1V222H0ZM58 224V223H57ZM64 224V223H63ZM62 224V225H63ZM70 224V223H69ZM73 224V223H72ZM71 224V225H72ZM121 224H122V222H121ZM177 224V223H176ZM197 224V222H195L194 224H193V226H191V228H190V226H188L189 228H190V231H193L192 233L193 234H195V232L194 231H205V229H207V227H203V228H201V224H199L198 225ZM56 225V224H55ZM61 225V224H60ZM60 225L58 226V227H60ZM61 225V226H62ZM91 225V224H90ZM106 225H108V224H106ZM105 225V226H106ZM178 225H181L180 223H178ZM183 225V224H182ZM64 226V225H63ZM81 226L83 227V225L81 224V225H79V227H76V228H74L73 227V225H72V234L73 235H75V233L76 232H79V233H77V238L79 237V235H81L83 232H84V230H83V228H81ZM86 226V225H85ZM96 226H97V224H96ZM56 227V226H55ZM58 227H57V229H58ZM69 227V229H70V226H68ZM95 226H93V228H94ZM120 227V226H119ZM123 227V226H122ZM181 227V226H180ZM186 227V226H185ZM85 228V227H84ZM100 228V227H99ZM183 228V227H182ZM56 229V228H55ZM66 229V228H65ZM74 229H75V232L73 233V231H74ZM101 229V228H100ZM71 230V229H70ZM116 230V229H115ZM184 230V229H183ZM187 230V231H186ZM186 230H184V231H186V232H188V229L186 228ZM86 231V230H85ZM119 231V230H118ZM207 231V230H206ZM56 232H57V230H56ZM63 232V231H62ZM69 232V231H68ZM71 232H69V233H71ZM87 232V231H86ZM89 232V231H88ZM91 232V231H90ZM92 232L94 233L95 231H93L92 230ZM98 232V231H97ZM97 232H95L96 234H97ZM100 232V231H99ZM102 232V231H101ZM54 233V232H53ZM52 232L49 234V239H53V240H55L56 241V243L55 244H53V245H51L49 248H47V252L45 251V252H43V254H42V257L41 258H39V259H37V261H35L36 263H32V262H25L26 260H23L24 259V257H22L21 259L19 258V264H69V263H66V261H67V259H68V261L69 260H71L73 263H74V261H75V258H76V255H75V252H76V249L73 247V246H71V243H72V241H73V239H75L73 236H71V234L70 235H68V236H70V237H68V236H66V238H67V240H65L64 239V237L63 236H61L60 234V231L59 232H57L56 234H54L53 236H52V234H53ZM67 233V232H66ZM260 233V232H259ZM84 234V233H83ZM114 234V233H113ZM147 234V233H146ZM87 235H90V234H84V236H87ZM91 235H92V233H91ZM129 235V234H128ZM131 235V234H130ZM18 236V235H17ZM81 236H83V235H81ZM83 236V237H84ZM105 236V235H104ZM109 236V235H108ZM124 236V235H123ZM122 235H121V237H123ZM261 236V235H260ZM11 237H12V235H11ZM20 237V236H19ZM107 237V236H106ZM110 237V236H109ZM120 237V238H121ZM185 237H188V233H186V236ZM214 237V236H213ZM210 238L211 240H213V241H215L216 243H218V245L219 246H224V245H227V244H230V243H232V241H230L229 240V238H227V237H220V238ZM13 238V237H12ZM16 238V237H15ZM76 238V239H77ZM101 238H102V236H101ZM124 238V237H123ZM136 238H138V237H136ZM135 238V239H136ZM14 239V238H13ZM12 239V240H13ZM21 239V238H20ZM75 239V240H76ZM105 239V238H104ZM104 239H102V241L104 240ZM127 239H129V241L128 242H123L125 245L127 244V243H129L130 242V238H127ZM8 240H10V238H8ZM8 240H6L7 242H8ZM17 240V239H16ZM19 240V239H18ZM110 240V239H109ZM126 240V239H125ZM141 240V239H140ZM138 241L137 240V242H135L134 241V243H132L131 242V244H127V250H128V248H130V247H132V248H134L135 247V249H136V246H141V247H143V250H144V248H146L147 246H150V244H152V242H148L149 244L147 245V242L146 241ZM207 240H209V239H207ZM21 241L23 242V240L21 239ZM99 241V240H98ZM106 241V240H105ZM133 241V240H132ZM22 242H21V244H18V245H16L15 243H13V246H10V243H11V241H9V245H8V243H5L4 242V245L2 244V245H0V250H1V254H0V259H2L6 254L5 253H7V254H9V255H14V256H16L17 254H19L20 253V251H22V252H24L26 249H27V247L26 246H24V245H22ZM69 242H70V245H68L69 244ZM74 243H75V241H73ZM155 242V241H154ZM19 243V242H18ZM24 243V242H23ZM84 243V242H83ZM102 243V242H101ZM15 244V245H14ZM103 244H105V243H103ZM110 244V243H109ZM56 245H58L60 248H62V250H63V254H59V256H57V250H59V249H57V246ZM108 245V244H107ZM107 245H106V249H107ZM121 247H118V248H115V249H109V250H107V251H104L103 253H101V252H99V253H101L102 255L104 254V255H106L107 257H109V258H111L110 256H113V254H114V256H116V257H118V256H120L121 258H119L120 260H124V261H127V260H130V258L131 257H129L128 255H126L125 256V254H124V251H126V249L125 248H123L122 246H123V244L122 245H120ZM35 247H37L36 246V244H35V246H33V247H31L32 248V250H34V248ZM105 247V246H104ZM109 247V246H108ZM141 247H139V249L141 248ZM153 247H154V245H153ZM101 248V247H100ZM106 249H104V250H106ZM138 249V248H137ZM147 249V248H146ZM38 250V249H37ZM62 250H60V251H62ZM81 248H80V252H81ZM90 250V249H89ZM98 249L97 248H92V250L91 251H86V252H89L88 254H87V257H89L90 256V253H91V255H93L92 253H95L96 251H97ZM102 250V249H101ZM131 250H133V249H131ZM35 251V250H34ZM84 251V250H83ZM100 251V250H99ZM115 251H119V252H115ZM137 251V250H136ZM147 251V250H146ZM152 251V250H151ZM149 252V254H145V256H144V260H145V262L143 263V264H150L151 263V261H152V259L151 258H153V252ZM35 252H37V251H35ZM85 252V251H84ZM42 253V252H41ZM113 253V254H112ZM130 253V252H129ZM137 253V252H136ZM144 252H142V254H143ZM148 253V252H147ZM262 255H263V257H264V250L262 251ZM30 255H32V252H30L29 253ZM80 255H79V257H81V255H83L82 253H79ZM141 254V255H142ZM101 255V256H102ZM141 255H139V256H141ZM144 255V254H143ZM7 256V255H6ZM38 256V255H37ZM40 256V255H39ZM100 256V257H101ZM113 256V257H114ZM218 258H220L221 259V262L223 263L224 261H226L228 258H229V256H230V253H229V251H227V250H223V249H221V250H219L218 251ZM240 257H242V259H244L243 260V262H246L247 261V259H246V257H245V252H241L240 253V255H239ZM86 257V256H85ZM86 257V258H87ZM115 257V259H117ZM143 257V256H142ZM105 258V257H104ZM101 259V258H100ZM103 259V258H102ZM101 259V260H102ZM106 259V258H105ZM114 259V258H113ZM4 260V262H5V259H3ZM7 260H8V257H7ZM66 260V261H65ZM77 260V259H76ZM122 260V261H123ZM65 261V262H64ZM67 261V262H68ZM78 261V260H77ZM219 261V260H218ZM0 262H2V261H0ZM6 264H7V262H5ZM70 264H71V262H70ZM243 264V263H242Z\"/></svg>",
  "mask_w": 264,
  "mask_h": 264
},
{
  "label": "snow or ice",
  "instance_id": "snow-or-ice-1",
  "mask_svg": "<svg viewBox=\"0 0 264 264\" xmlns=\"http://www.w3.org/2000/svg\"><path fill=\"white\" fill-rule=\"evenodd\" d=\"M173 2H176V0H173Z\"/></svg>",
  "mask_w": 264,
  "mask_h": 264
}]
</instances>
